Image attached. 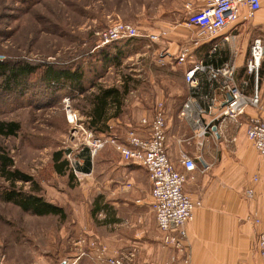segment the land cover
I'll list each match as a JSON object with an SVG mask.
<instances>
[{"label": "rangeland", "instance_id": "obj_1", "mask_svg": "<svg viewBox=\"0 0 264 264\" xmlns=\"http://www.w3.org/2000/svg\"><path fill=\"white\" fill-rule=\"evenodd\" d=\"M199 1L0 0V60L8 65L26 62L35 66V74L28 78L25 86L10 91L0 86V122L18 124L15 135H0V154L13 161L12 168L30 175L44 199L63 207L66 214L64 219L34 216L0 199V253L6 254L8 260L11 259L9 256L21 262L39 257L64 260L71 258L76 246H83L77 245V241L84 238L85 232L91 234L90 238L104 243L103 238L133 229V225L107 226L112 212L109 210L115 209L113 212L119 219L127 216L129 210L124 206L114 208L110 203V193L125 191L122 189L124 180L116 182L114 171L125 162L111 147L102 148L90 158L89 172L77 167V173H73L74 165L80 167L83 164L78 154L85 149L82 150L80 143L70 136L73 124L67 121L62 100L69 99L79 122L86 125L84 108L87 103L83 97L95 88L77 96L49 88L42 81L46 66L56 69L79 66L85 74L86 85L93 82L108 87L121 84L124 78L131 81L122 116L118 121H110L112 129L103 135L123 137L127 130L137 129L142 118L152 116L159 102L164 107L172 106L176 116L188 92L184 80L186 64L166 58V43L172 41L173 47L177 45V49H170L171 54L191 43L196 30L185 25V4L197 9ZM117 20L131 23L145 32L165 30L166 35L158 42L137 38L114 44L121 50L119 65L104 63L100 53L90 57L92 47L98 43L97 32ZM251 21L244 22L241 40L249 46L254 38L261 39L262 66L264 26ZM179 31H182L180 36L169 38ZM112 54V51H106V56ZM55 150H71L70 154L63 155L68 161L63 175L57 174L52 167L51 157ZM7 185L0 176V192ZM15 186L26 192L31 187L29 182L21 181ZM145 213L141 227L147 239L152 236L157 250L144 252V259L135 251L134 261L166 262L161 235L150 221V214ZM127 251V248L116 246L110 255Z\"/></svg>", "mask_w": 264, "mask_h": 264}, {"label": "built area", "instance_id": "obj_2", "mask_svg": "<svg viewBox=\"0 0 264 264\" xmlns=\"http://www.w3.org/2000/svg\"><path fill=\"white\" fill-rule=\"evenodd\" d=\"M263 0H201L197 9L191 4H185L187 17L185 25L195 29L196 35L190 44H184L175 54L166 53V58L175 60L178 64L187 65L184 80L187 84V95L179 110V117L189 122L196 148L200 149L204 139L211 130L221 122H238L248 108L256 109L260 116L247 119L248 135L253 140L257 152L264 156V104L258 89L259 70L263 56V44L260 38H254L249 46V54L245 59V70L252 78V89L246 93V80L238 84L235 80L237 50L234 47L236 34L231 28L237 23L251 20L261 8ZM97 46H104L121 40L145 38L150 42H158L166 31L158 33L140 30L131 23L113 21L107 27L97 32ZM211 43L207 55L219 54L220 48L227 47L228 57L219 64L206 63L201 57L195 59L196 51L204 44ZM207 84L210 94L201 93V87ZM67 121L71 126L70 136L76 139L88 151L92 158L104 147H111L119 158L128 164L142 166L150 180V208L154 213L156 228L161 235V245L165 249L174 250V254L184 255L187 264V233L185 224L192 218L193 210L200 206L199 200H194L183 192L185 174L177 171L171 163L166 151L165 107L159 102L152 116L142 118L141 125L147 128V135L141 136L135 130H127L122 139L116 135H97L88 128L77 113L70 107L69 99L63 98ZM208 116V121L205 119ZM190 142V138L185 140ZM71 151V150H70ZM70 154V152L68 153ZM179 163L185 171L195 168L194 159L184 152L180 154ZM76 165L73 173L76 174ZM132 184H122L123 190H128ZM246 197H252L253 190H245ZM257 221V220H256ZM77 243L87 244L97 259L107 252V247L92 238H80ZM260 263L264 264V231L256 237ZM135 250L114 254L106 258L105 264H150L134 261ZM176 255L169 258V263L175 262ZM0 264H7L4 255L0 254ZM167 264V263H157Z\"/></svg>", "mask_w": 264, "mask_h": 264}, {"label": "crops", "instance_id": "obj_3", "mask_svg": "<svg viewBox=\"0 0 264 264\" xmlns=\"http://www.w3.org/2000/svg\"><path fill=\"white\" fill-rule=\"evenodd\" d=\"M198 3L201 4V0ZM251 20L249 21L252 23L264 26V0ZM244 25L245 23L240 22L235 24L231 32L236 34L235 80L238 84L246 80L248 84L245 91L249 93L252 89V78L246 72L244 63L251 43L248 46L241 40L240 32ZM181 32H173L169 38L180 36ZM166 44L169 52L174 45L172 41ZM210 46L211 43H206L199 48L196 53L197 58L204 59ZM176 47L173 49H177ZM219 51L221 58L225 60L228 57L227 47L223 46ZM258 89L261 102L264 104V63ZM201 93L210 94L207 84L201 87ZM173 110L172 106H165L167 155L174 168L185 174L183 192L201 202L200 206L193 210L192 218L185 224L187 264H261L256 237L260 231H264V156L257 152L253 140L249 137L247 124L249 117L260 116V112L248 108L238 122H221L212 126L202 147L197 149L195 141L191 139L193 131L189 122L179 117V110L176 116ZM205 117L208 121V116ZM135 131L141 136L147 135V128L141 123ZM189 138L190 142L187 143L185 140ZM182 152L194 159L193 170L185 171L179 163ZM120 165L114 170L115 181L120 182L123 179L124 183L128 181L132 186L125 191L114 190L110 193L109 199L114 208L124 206L129 210L127 216L120 219L117 213L114 214L115 209L109 210L112 212L109 213L107 226L133 225V229L125 230L123 234H113L108 239L103 238L107 252L101 260L97 259L89 246L83 243V246H76L74 252L70 254L71 258L64 260H47L39 257L21 262L14 259V256H9L11 259L8 260L6 254L0 253L4 255L7 264H105L104 260L112 256L110 254L116 246L127 250L133 248L141 253L142 259L145 258L144 252L156 251L152 236L147 239L146 232L141 227L143 216L147 211L157 234H160L156 228L154 213L150 208L151 184L147 172L142 166L128 163ZM248 187L253 190L252 197L245 195ZM87 233L83 235L85 240H89L91 236ZM77 245L81 244L77 243ZM163 251L167 259L163 263L168 264L172 255H176L172 264L185 263L183 254H174L176 252L169 248H163ZM139 263L157 264L160 261Z\"/></svg>", "mask_w": 264, "mask_h": 264}, {"label": "trees", "instance_id": "obj_4", "mask_svg": "<svg viewBox=\"0 0 264 264\" xmlns=\"http://www.w3.org/2000/svg\"><path fill=\"white\" fill-rule=\"evenodd\" d=\"M130 40V39H128ZM125 40L117 41L104 46L92 47L90 57L100 53L104 63L110 65H119L121 50L119 46H113ZM117 47V48H114ZM106 51H112V56H106ZM101 59V58H100ZM224 59L221 54H211L204 57L206 63L219 64ZM263 63L259 70V81L263 72ZM35 74V66L26 62L8 65L0 60V86L7 91L19 86H25L28 78ZM43 82L49 88L57 90H65L68 95L77 96L88 91V89L95 88L88 92L83 97L85 101L84 115L87 118L86 125L95 134L102 135L109 133L112 129L110 121L119 119L123 114L124 103L126 96L131 90V81L127 78L123 79L119 85H111L104 87L101 84L90 83L86 85L85 74L81 67H71L65 69H56L53 66H46L43 72ZM18 130V124L10 122H0V135L11 136L15 135ZM109 135V134H108ZM122 139L123 137H118ZM62 150H55L52 153V167L54 171L63 175L68 167V161L63 158L64 153H69ZM81 155L83 164L76 168L84 172H89L91 169V160L87 150ZM13 161L2 154H0V176L8 183L7 187L0 192V199L6 203H11L18 207L20 210L29 212L34 216H58L60 219L66 217L63 207L52 204L44 199L40 194V188L37 182L28 174L12 168ZM17 181L29 182L31 187L29 191H22L15 186ZM99 206H96V211H99Z\"/></svg>", "mask_w": 264, "mask_h": 264}, {"label": "water", "instance_id": "obj_5", "mask_svg": "<svg viewBox=\"0 0 264 264\" xmlns=\"http://www.w3.org/2000/svg\"><path fill=\"white\" fill-rule=\"evenodd\" d=\"M215 128V127H214Z\"/></svg>", "mask_w": 264, "mask_h": 264}]
</instances>
